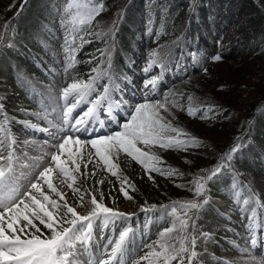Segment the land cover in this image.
<instances>
[{"label":"rangeland","instance_id":"obj_1","mask_svg":"<svg viewBox=\"0 0 264 264\" xmlns=\"http://www.w3.org/2000/svg\"><path fill=\"white\" fill-rule=\"evenodd\" d=\"M101 1L103 0H95L96 3ZM192 1L175 0L176 6L184 2H188L189 6L183 9L178 17L179 25L167 26L164 24V15L169 11L166 0H104L96 19L83 26L82 35L78 33L69 45L76 47L72 53V62L66 59V33L61 25V13L67 0H36V4L33 1L0 0V96L4 98L0 104L15 108L23 116L42 113L41 107L36 103L37 97L34 98L31 94L32 88L28 85L31 80L47 86L64 83L63 87L74 79L87 82L89 76H96L97 68L105 65L104 55L110 51H115L117 59L128 66L131 65L129 67L137 73L140 72L141 64L146 65L151 53L156 57L164 55L160 62L155 61L159 68L165 70H156L155 74L152 71L145 72L144 83L150 81L153 76L157 77L155 83L158 79H163L166 84L175 76L179 78L176 81L178 84L168 83L166 87L162 83L155 84V92H162L164 87L165 90L172 87L171 92L175 93L174 96L160 99L167 108V111L162 109L161 112L173 127L182 129L184 133L196 137L199 141L186 149L151 146V152L161 157L160 161L164 162L165 166L168 165V168L182 173L178 175L174 186L167 183L166 190L170 199L165 206L172 202L188 201L191 190L180 185L189 184L194 177L202 175L203 170L220 166V171L215 173L211 180L206 181L208 190L213 192L212 196L208 197V201L199 211L190 209L187 214L189 232H193L191 220L196 222L193 234L197 237V255L191 264H249L250 258L258 259L264 264V254L258 255L255 251L256 245L253 247L249 243L250 231L255 234L256 239L258 232L261 233L259 229L261 228L262 233L264 231V109L261 112L263 122L248 118L250 109L260 100V88L264 85V54L255 59L253 56H246L243 51L239 52L234 56L244 57L247 62L242 65V61L241 65H238V62L232 61L233 57L226 55L228 49L224 42L220 49L226 55L225 60L210 69V76L202 75L199 57L209 54L214 48V40L212 42L209 38L220 28L221 19L226 20L229 35L232 36L229 38L233 40L243 31L251 30L249 28L252 25L247 21L249 8L240 7V14L237 15L240 20L237 19V22L233 18V10L227 11L221 9L222 7L215 9L212 2L202 7L197 0L194 3ZM9 9H12L10 13ZM210 12L218 14L207 15ZM11 26V34L4 38V31ZM162 30L165 32L161 33ZM262 40L260 42H264ZM9 45L17 48H11ZM162 48H172L171 53H162ZM35 61H39L40 67L34 65ZM169 62L171 64L167 67ZM116 68L121 77H126L124 70L127 68L118 62ZM238 68H241L240 74H232ZM93 69L96 73L85 76L86 71ZM48 75L52 77L51 81H47ZM129 75L134 80L130 73ZM166 75L169 77H165ZM187 76L191 80H186ZM181 84L186 86L183 93L180 92ZM257 86L259 90H254ZM103 90L100 89V92ZM9 92L13 93V100L10 99ZM138 92V97L145 96L142 90ZM227 92H230V98ZM40 98L45 103L44 98ZM111 102L112 100H109V103ZM188 108L195 110L197 117L190 118L186 114ZM2 113L7 118H12L7 111ZM201 115H212L210 119L215 118L216 123L197 125V118ZM46 141L39 146L33 145L28 136L16 141L12 149L19 154L15 156V163L20 171L25 172V161L34 166L44 163L43 160H38L41 156L44 160L50 159L45 153H41L44 148H48L44 145L49 142ZM243 142L245 145H242ZM24 144L27 146H23ZM236 145H239L236 151H231ZM30 150H35L38 154L36 161L28 154ZM144 150L149 149L145 146ZM111 158L117 165L116 175L108 171L102 161L90 165L93 156L89 160L88 155L84 159L78 158L80 167L78 171H73L76 178L71 180L72 188L91 191L97 200L102 197V202L107 207L128 214L120 217L116 224L101 226L100 240H103L105 235L109 238L119 234L124 229V219H131L135 208L139 209L150 205L149 203L155 204L152 200L149 201L146 195V199L137 201L131 197L125 184V190L128 192L126 197L120 191L121 183L118 178L122 173L130 182L149 186L157 178L155 171L146 170L142 164L123 151L114 153ZM131 167L136 168L133 173L134 168ZM56 174L58 173L52 172V179L54 185L58 186L55 182ZM72 188L68 190V203L84 214L85 208L74 199ZM85 198L89 199L86 195ZM125 200L128 201L122 206L118 205ZM177 212H180L179 206ZM171 222L172 217L163 211L162 207L157 206L156 217L153 220L148 218L146 221H140L135 229L153 226L156 241L163 226L169 227ZM35 223L44 230L39 221ZM132 230L133 228H129V231ZM201 233H207V238L201 236ZM177 235L176 229L170 234L172 237ZM77 257L86 260V256ZM172 264L176 262L172 261Z\"/></svg>","mask_w":264,"mask_h":264},{"label":"snow or ice","instance_id":"obj_2","mask_svg":"<svg viewBox=\"0 0 264 264\" xmlns=\"http://www.w3.org/2000/svg\"><path fill=\"white\" fill-rule=\"evenodd\" d=\"M101 8L102 5L95 0L91 3L88 0H67L61 13V25L66 33L65 51L68 53L66 59L74 62L72 53L76 47L69 45L76 39L78 33L82 35L83 26L90 24ZM152 56L154 53L150 54L143 71L147 72L149 67L156 63ZM210 58L218 60L221 56L217 53ZM203 70L207 71V69ZM93 71L96 70L93 69ZM65 73H67V67ZM97 78L89 76L87 82L73 80L60 89L59 99L63 101V104L58 113L59 123L53 124L52 121H47L53 131L58 133V135L50 136L53 150L45 153L50 159L44 160L41 156L38 159L43 160L44 163L34 166L28 165L25 161L27 172L20 171L15 163L17 158L12 151L14 141L8 128L7 117L0 120V136L7 141L5 149L7 155L0 152V264H80V261L76 259L79 254L76 245L77 242L81 243L84 245L82 251L88 252L93 221H98L101 226H107L109 223H114L117 218L128 215L107 207L102 202V197L101 200H97L90 193L88 200H85L84 196L78 198V204L85 208L84 214H81L75 206L68 203L64 194L54 185L53 169L67 180L76 178L73 171L79 170L78 154L81 152L82 145H90L91 149H94L95 157H98L99 161H102L107 170L114 175L117 174V165L113 163L111 156L122 150L142 164L146 170L169 176L182 175V173L171 168L162 169L158 163L161 157L151 152V146L159 145L164 149H186L199 143L196 137L173 127L171 122L166 120L161 112L162 109L167 111L165 103H162L160 99H149L147 96L141 102L128 106L127 117L122 123L117 122L115 131H108L104 135L92 134L88 139L82 140L79 132L81 129L83 133L89 132L85 126L88 121L73 117L71 114L79 104L88 101V109L84 113V117H87L94 113L98 105L109 99V85L104 84V91L95 99L88 100L95 91L93 81ZM156 79L157 77L153 76L145 83L151 84L154 89ZM113 87L118 86L113 85ZM48 99L52 105V111L55 112L54 98L50 96ZM187 111L190 115L196 114L192 108H188ZM32 127L36 126L32 125ZM40 130L48 132V128ZM168 133H174V135ZM145 146L148 147V151L144 150ZM3 147L4 144L0 143V148ZM237 147L239 145L233 147L231 151H236ZM91 159L92 156L89 155V160ZM219 171L220 166H214L203 170V174L194 177L189 184L180 185V187H188L194 193V197H201V199L193 198L162 206V210L172 217V222L169 227L159 232L158 239L154 242L159 250L151 245H144L149 248V251L137 256L136 251L128 244L129 229L124 228L118 236L109 237L101 256L96 260L89 259L88 264H141V262L172 264V261L176 264H191L192 258L197 255L194 247L197 237L193 234L196 222L191 220L193 232H189L190 223L187 214L190 209L199 211L208 201L206 181L211 180ZM118 178L121 183L120 191L128 197L124 187L127 177ZM45 184L48 190L60 198L61 202L50 198L49 192L44 190ZM68 187L72 188L71 183ZM72 191L75 194L80 190L72 188ZM177 206L180 208L179 213ZM36 221L43 225V231L37 227ZM174 229L178 231L176 237L170 236ZM200 235L205 238L208 236L207 233ZM249 243L253 247L257 244L256 236L251 231Z\"/></svg>","mask_w":264,"mask_h":264},{"label":"trees","instance_id":"obj_3","mask_svg":"<svg viewBox=\"0 0 264 264\" xmlns=\"http://www.w3.org/2000/svg\"><path fill=\"white\" fill-rule=\"evenodd\" d=\"M174 1L175 0H166L167 5H169V11L166 15H164V20H165L164 24H167V26L179 25L178 17L181 15L183 9H186L189 6L188 2L177 4L176 6V3ZM195 1L196 0H193L192 2L194 3ZM35 2L36 0H33V3ZM209 2H212L214 4L215 9L216 8L218 9V7H222L221 9H226L227 11L233 10L232 15L234 20L238 19L237 15L240 14V10H241L240 7L249 8L250 15L248 16L247 21H249L252 26L251 27L249 26L250 27L249 29L251 30L243 31L242 33L238 34V36H236V38L233 40L232 38H229L232 36L231 34L229 35L230 32L228 31L229 30L228 24L226 20L222 18L220 28L217 29L215 33H213V35L211 36V40L216 39V41L214 42L215 50L213 48V51L210 53L209 56L201 57L203 62V69H207V71L203 70L202 75L207 77L210 76L209 73L210 69L214 68L216 64L222 63L225 60L226 55L230 56V58L233 57L232 61L238 62L239 63L238 65H241L243 61L242 63L243 65L247 62V60L244 57L238 58L237 56L234 55H237L239 52L243 51L246 56L250 55L253 56V58L257 59L260 55L264 54V42H260L262 39L264 40V0H197V3H199L202 7H206L209 4ZM9 10L8 13L12 11V9L10 11ZM203 10L204 13L206 14L205 9ZM215 14H216L215 12L213 13L210 12L207 15L214 16ZM238 20H240V18ZM163 28H165V26ZM224 42H226L225 43V45L227 44L226 49H228V52H226L228 54L226 55L223 54V50L220 49ZM236 48L239 49L236 50ZM217 53L221 56V59L212 60L210 57L213 54H217ZM240 72H241V68H238L237 70L232 72V74L234 73L239 75ZM257 87L258 88L255 87L254 90H259V86ZM224 90L226 91V87ZM227 93L230 98L231 97L230 92ZM260 94H261L260 100H258L257 103L254 104L253 107L250 109L248 118L249 119L253 118L258 122H263L262 120L263 117L261 115V112L264 109V85H262V88H260ZM211 116L212 115H207V116L201 115L200 117L197 118V122H196L197 125H202L205 123L207 125L216 123L215 118H213L215 121H213V119H210ZM189 117L195 118L197 116L189 114ZM167 166L168 165L165 166L164 163L162 169L168 168ZM177 179H178V175L165 176L160 173L158 177L155 178L152 185L147 186L143 183H139L140 185L137 183L133 185L132 195L135 197L137 201H141V199L143 200L147 198L149 201L152 200L153 203H158V204L163 202H168L170 196L168 194V191L166 190V185L167 183H169V185L172 184L174 186ZM193 198L198 200L201 199V197H194V193L190 191L188 195V200H191ZM120 205H123L122 201L120 202Z\"/></svg>","mask_w":264,"mask_h":264},{"label":"bare ground","instance_id":"obj_4","mask_svg":"<svg viewBox=\"0 0 264 264\" xmlns=\"http://www.w3.org/2000/svg\"><path fill=\"white\" fill-rule=\"evenodd\" d=\"M171 49L172 48H162L160 51L162 53H164V54L165 53L168 54V53H171ZM116 50H118V47L116 48ZM152 58L154 60H158V62H160L162 60V58H164V55H162L160 57L152 56ZM170 59H171V57L169 58V60ZM115 61H116V56H114V57L110 58L109 60L105 61V63H108V65H109L108 68L105 70V74H109V72H111V73L113 72V74H115L116 77L119 75V72H118V70L116 68V62ZM170 64H171V62H169L167 64V67ZM144 68H145V65L141 64V66L139 67L140 72H138L136 74V78L140 79V80H139L137 89H135L134 92L130 93V96H131L132 99L139 98V97H137V90H140V89L144 91L145 96H147V98H149V99H162L163 97H167L169 95L174 96L175 93L171 92L172 87L170 89L165 90V87H166V85H165V87L163 88L164 90H162V92L161 91L160 92H155V88L153 89L151 84H147L146 85V83H144V75H145V71H143ZM156 70L158 72L159 71L163 72L165 70V68H159L156 65V63H154L153 65H151L149 67L148 71H152L155 74ZM93 73H94L93 70L92 71H86L85 76H89L90 74H93ZM105 74H103L102 77L105 76ZM166 76H168V75H166ZM178 79L179 78H177V76L174 77L170 81V84L171 85L175 84V83L178 84V82H176ZM51 80H52V77L50 75H48L47 76V81H51ZM186 80H191V79H190L189 76H187ZM162 82H163L162 79H158V81L156 83L158 85V83L161 84ZM125 84H127L126 80L124 82H121V86H123ZM28 85L30 86V88H32L34 98L37 97L36 99L38 100V102L36 101V103H37V105H39L41 107L42 113L24 116L25 119L30 120L32 122V125H35L36 127L23 126V127H15L14 129L13 128L11 129L10 128L11 122L8 120V128L10 130V134H11L12 140L14 141L12 143V147H13L15 141L21 139L22 135H24L25 133H28V134L31 135L32 133L37 132V130H36L37 127H40V129L41 128L42 129L43 128H48V133L49 132L51 133L53 131V129H52V127L49 126L47 121H52L53 124H58L59 123L58 113H59L60 108L62 107V104H63V102H61V100L59 99V92H60V89L63 88L64 84H60L59 83L57 85H52V86L49 84L47 86L45 84H38L37 82L31 80V82H28ZM113 85H114V83L111 81L109 83V92H108L109 99L106 102H102L100 105H98L96 107V109H95L93 114H91V115H89L87 117H84V113L87 112V109H88V101H85V102L79 104L78 108L76 110H74L72 112V114H71L73 117L86 119L88 121V123H86L85 126L91 131L92 134L104 135L108 131H115L117 129V124H115V125H113V127L111 129H108L107 131H102V133H99L100 131L96 130V128L99 127V125H103V124L104 125H110L113 122V119H112L113 116L107 114V110L110 108V107H107L109 100L112 99V98L116 99V97H114L115 87H113ZM54 88H56L57 90L54 89ZM96 88L97 87H94V89H96ZM185 88H186L185 84H181L180 85V92L183 93ZM175 92H177V91H175ZM97 95H98V91H94L92 93V95L89 96L88 100L95 99V97ZM50 96L53 97L54 101H55V105H54L56 107V111L55 112L52 111V105H51V103H50V101L48 99ZM145 96H143V98H145ZM40 97L44 98L45 103H43L41 101ZM142 99H141V101H142ZM0 100H2L1 97H0ZM137 102H140V101L139 100H133V104L137 103ZM9 109H11L12 111H15L12 108H9ZM45 109H47V111H45ZM170 113H171V111H170ZM116 114H117V112L114 113V116H116ZM3 117H5V116L0 113V120H2ZM123 120L120 121V123H122ZM77 127H79V126H77ZM12 134H14L15 137H13ZM51 134H53V133H51ZM79 135H80L82 140L89 138V137L86 138V137L83 136L82 129L79 132ZM33 137H35V136L33 135ZM37 137L38 138L43 137V132H39ZM40 139H37L36 141H38ZM0 143L4 144V147L0 148V152H3L4 155H7V151L5 150L7 148V141L3 138V136H0ZM242 145H245V142H243ZM121 151H119V152H121ZM88 155L93 156V159L90 162V165L97 164V163L100 162L99 158L95 157L94 149H91L90 145H82L81 146V152L78 154V158L84 159ZM113 155H114V153L112 154V156ZM70 167H72V166L70 165ZM56 179H57V181H55V182H56V185H58L56 187L59 189V191H61L64 194V197L68 201V197H67L68 190H69L68 184L71 183V181L67 180V178H65V177L60 176L59 174H56ZM43 187H44V190L49 192V196H50L51 199H57L58 202H61L60 198L57 197L55 193H52L50 190H48L46 185H43ZM141 250H143V249H137L136 248V254L138 255ZM259 263L260 262H259L258 259H252V258L249 259V264H259ZM141 264H146V262H142Z\"/></svg>","mask_w":264,"mask_h":264}]
</instances>
